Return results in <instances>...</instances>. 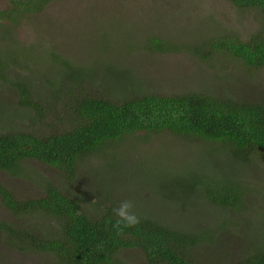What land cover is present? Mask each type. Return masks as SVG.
Returning a JSON list of instances; mask_svg holds the SVG:
<instances>
[{
	"label": "rangeland",
	"instance_id": "rangeland-1",
	"mask_svg": "<svg viewBox=\"0 0 264 264\" xmlns=\"http://www.w3.org/2000/svg\"><path fill=\"white\" fill-rule=\"evenodd\" d=\"M9 7L7 0H0V11ZM27 16L0 27V57L6 64L0 74V132L46 135L62 131L68 111L65 75L77 69L86 71L84 90L97 95L108 94L109 88L131 95L130 90L142 87L143 94L205 92L236 102H264V68L253 71L223 52L205 61L189 53L192 46L217 39L264 37V16L258 10H239L228 0H57ZM153 37L183 44L182 50L153 52L143 45ZM66 64L70 67L65 74ZM118 73L130 82L129 88L118 80ZM21 88L29 92L30 101L44 107L42 116L21 103ZM157 135L138 133L110 147L79 166L76 179L70 182L56 168L24 160L17 175L0 170V183L19 200L42 196L44 181L67 194L81 193L85 201H106L107 206L131 200L138 214L206 234L188 250L189 257L201 264L236 262L264 242V155L231 167L222 165L227 161L225 148L183 143L170 133ZM227 170L245 188L244 210L209 202L201 195L200 185L196 200L185 206L175 208L173 202L162 199V191L176 197L179 175L184 179L194 173L191 178L219 185L229 179ZM32 221L15 219L0 197V223L25 232L35 229L38 220ZM41 223L45 228L57 227L51 219ZM120 255L130 264H146L138 249ZM52 260L49 253L21 251L5 241L0 245V264H49Z\"/></svg>",
	"mask_w": 264,
	"mask_h": 264
},
{
	"label": "trees",
	"instance_id": "trees-1",
	"mask_svg": "<svg viewBox=\"0 0 264 264\" xmlns=\"http://www.w3.org/2000/svg\"><path fill=\"white\" fill-rule=\"evenodd\" d=\"M7 1L10 7L0 11V27L20 21L29 14H38L57 0ZM228 1L239 10H258L264 16V0ZM143 45H148L153 52L166 54L181 51L180 45L183 44L163 42L161 37H153ZM192 47L190 55L204 61L223 52L241 60L253 71L264 68V37L259 34L248 41L230 37ZM2 60L4 58L0 57V74L6 65ZM68 64L64 66L65 74L70 67ZM85 73V70L77 69L65 75L69 81L66 91L68 111L62 131L46 135L15 130L0 132V170L11 176L17 175L24 160H36L58 169L70 182L76 179L79 166L85 161L93 160L96 155L138 133H170L182 138L183 143L220 146L228 153L227 161L222 165L231 167L238 163L248 164L254 156L264 155V102H236L205 92L143 94L142 87L141 90H130L131 95L115 92L109 87L108 94L97 95L84 90ZM116 77L127 81L122 74L118 73ZM125 83L129 88L130 82ZM111 86L118 88L117 85ZM20 94L21 103L43 115L44 107L29 100L26 88H21ZM228 174L229 179L219 185L201 182V178H191L192 175L184 179L179 175L176 197L170 198L162 191V199L173 202L174 207L185 206L196 200L200 185L201 195L209 202L244 210L245 188ZM44 182L42 196L24 200L17 199L0 183L1 200L15 219L28 220V223L34 219L39 221L34 230L25 232H17L8 222L0 223V245L5 241L21 251L49 253L53 259L49 264H130L123 261L120 254L135 249L146 264H201L189 257L188 250L206 234L176 229L168 222L141 212L136 213L140 218L138 225L117 234L112 227L118 219L113 211L117 208L113 207L114 202L110 201L112 206H107L106 201L101 205L85 201L80 198L81 193L79 196L67 194L52 183ZM44 219L53 220L57 227H43L41 222ZM55 230L56 233H52ZM226 264H264V242L236 262Z\"/></svg>",
	"mask_w": 264,
	"mask_h": 264
},
{
	"label": "clouds",
	"instance_id": "clouds-1",
	"mask_svg": "<svg viewBox=\"0 0 264 264\" xmlns=\"http://www.w3.org/2000/svg\"><path fill=\"white\" fill-rule=\"evenodd\" d=\"M134 207L133 201L125 199L113 210L118 219L112 227L117 231V234H123L126 228L135 227L140 223V218L134 211Z\"/></svg>",
	"mask_w": 264,
	"mask_h": 264
}]
</instances>
